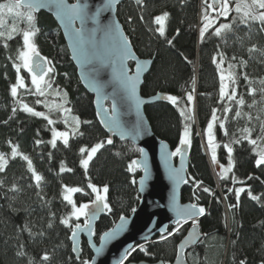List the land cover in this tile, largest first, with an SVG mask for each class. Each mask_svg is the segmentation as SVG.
<instances>
[{
  "label": "trees",
  "instance_id": "16d2710c",
  "mask_svg": "<svg viewBox=\"0 0 264 264\" xmlns=\"http://www.w3.org/2000/svg\"><path fill=\"white\" fill-rule=\"evenodd\" d=\"M146 4L147 7L140 10L133 0H124L118 5L116 13L136 56L139 59L153 60L150 72L144 78L141 96L147 98L157 94L162 96L170 94L178 97V104L174 107L171 103H155L145 107V116L154 135L174 151L179 146V137L186 123L179 115L178 109L188 107L187 94L190 92L193 94L187 174L202 181L203 186L211 188L214 192V196L199 193L198 203L206 210V214L198 221L203 238L194 248L187 251L186 261L188 264H239L240 260H245L246 264H264V166L261 168L255 166L256 157L251 151V146L244 141L233 145V171L229 179L220 180L213 170L207 139L203 134L211 117V109L221 108V105L217 104L219 76L216 65L212 63V57L217 54L218 47L226 57L222 68L227 69L228 61H231L233 56L237 58L236 61H232L233 63L239 60L247 61L245 68L236 69L240 77L237 91L244 95L246 105L251 104L253 99L257 101L252 109L245 106L243 111L251 112L253 117L259 115L261 120H264L262 111L264 99L259 92L255 97L249 96L248 85L243 79V74L247 73L249 79L256 81L252 85L254 88L262 87L258 81L264 78V31H260L259 24H252L250 28L239 24L234 25V30L227 34L226 42L207 34V38L201 43L199 39V29L202 26L201 0H184L183 4L180 0H146ZM165 11L170 14L166 21L165 35L168 39L174 38L172 45L167 44L158 33L150 30L158 27L152 24L153 17ZM141 15L144 17L143 21L140 20ZM129 17L132 18L131 23ZM5 19L7 30L11 27L9 21H12V18L6 16ZM222 22L225 21L220 19L216 23L218 25ZM36 26L39 32L34 38L35 44L41 55L53 61L56 69L53 87L68 93L70 103L66 107H71L72 115L80 118L82 122L80 131L83 135L71 138L67 148L60 142L56 149H52L47 143L37 147L36 140L46 142L51 138L48 129L52 126L47 125V121L31 117L19 110L11 120H8L12 115L11 109L15 106L9 88L16 77L9 57L14 59L18 54V49L22 46V35L15 34L13 39L7 41L0 37V153H4L6 157L10 155L9 141L19 145L20 151L30 156L35 169L44 178L41 185L44 200H41L31 174L27 172L26 162L19 157L9 159L5 172L0 173V180H3V187H0V264H29L30 260L32 264H80L82 260H91L92 254L86 241L82 240L79 254L76 255L68 239L69 230L59 223V220L71 211V206L62 198V185L81 187L84 190L73 195L77 204L88 202L92 198L91 190L87 188L89 182L98 187L104 185L109 187L107 198L113 212L102 213L96 222L94 239L98 242L99 236L112 228L120 215L129 217L132 209H136L139 204L137 180L140 173L137 170L135 173L127 171L128 164L139 157V151L131 143L113 139V144L105 143V146L95 154L87 173L80 167L79 161L82 157L79 149L90 148L95 143L106 141L108 136L96 118L93 98L85 92L77 78L76 69L70 60L58 26L52 17L43 12L37 15ZM26 27V23L19 21V29ZM211 31L212 29L209 33ZM5 42L7 48L3 46ZM253 44L260 51L250 56L247 49ZM22 75L28 81V74L22 71ZM23 98L24 102L35 110L46 112L41 104L36 103L37 97L24 94ZM217 115L222 118V111H218ZM233 115L234 111L229 113L225 126L229 135L234 133L238 137L240 135L238 129L250 125L246 117L234 120ZM51 118L59 120V114L56 113ZM5 120H8L7 124L3 123ZM83 121L91 123L85 124ZM252 123L256 125V131L253 132L255 138L260 131L259 121L253 120ZM60 127L59 125L58 128ZM60 129L64 130L62 127ZM214 135L219 145L216 149L218 163L224 164L228 156L223 144L227 142L228 137L219 128L218 122L214 128ZM61 161L73 171L58 174ZM233 173L238 181L244 183L233 184L231 180ZM249 176L253 179L249 180ZM133 179L136 180V184L131 182ZM13 183L17 185L19 191L8 190ZM230 187H245L246 191L241 193L239 206L227 211V206L237 203L234 192L227 191ZM248 190L253 195L260 196V201L251 200ZM223 194L227 196V204L223 203ZM181 201L193 202L191 184H185L182 188ZM50 222L51 228L48 227ZM26 225L35 235H29L28 231L23 230ZM186 228L187 225L168 241L145 244L150 254L145 255L137 250L129 257V262L161 261L164 264H172L177 245L184 237ZM168 230L171 231L172 227ZM41 232L44 233L42 236L39 235ZM18 251H23L24 255L18 256ZM45 252L50 256L48 262L41 261ZM77 256L80 260H77Z\"/></svg>",
  "mask_w": 264,
  "mask_h": 264
},
{
  "label": "snow or ice",
  "instance_id": "6c2138e0",
  "mask_svg": "<svg viewBox=\"0 0 264 264\" xmlns=\"http://www.w3.org/2000/svg\"><path fill=\"white\" fill-rule=\"evenodd\" d=\"M138 9L143 10L147 7L146 0H133ZM181 4L184 0H180ZM120 3V0H104L101 6L96 7L94 12L89 11V5L87 2H81L76 0L75 3H68V0H6V2H0V37L5 38V41L14 38L15 34L22 35V46L18 49V54L12 60L13 68L16 73L15 82L10 85V95L14 101V107L11 109L12 115L8 117L11 120L17 113V111L24 112L25 114L42 118L47 121V125L52 126L48 130L50 131L51 138L48 141L36 140L35 144L39 147L42 143H47L52 149H56L58 142L62 143L65 148L69 147V141L71 138H75L77 135L82 136L83 132L80 131L81 120L78 116L72 115V108L66 107L70 102L68 100V93L62 89L54 88L55 72L56 69L53 65V61L41 55L35 44L34 38L39 32V28L36 26L37 13L43 9L48 8L53 11L56 18L63 25L66 34L71 42L72 56L82 69V76L88 87L96 93L98 97V106L100 112L97 113L100 118V122L104 125L110 136L106 141L95 143L90 148L81 147L79 153L81 159L79 161L80 167L84 169L85 173L89 168L90 162L93 160L95 154L105 146L113 144L112 136H119L122 140L129 136L135 140L141 135L143 130V122L140 119V107L146 101L142 100L137 95V87L141 82L142 73L151 64V61H145L143 63L136 64V70L134 74H129L127 67L129 60H136L137 57L132 50V43L127 35H125L118 22L112 21L107 25L100 24V17L104 12H114L116 6ZM201 21L202 26L199 29V39L203 43L207 38V34L215 36L221 42H226V36L228 33L234 30V25L243 24L249 27L252 24H259L260 31H264V0H201ZM169 13L167 11L160 15H156L152 19V24L158 26L155 29H150L159 34L160 37L166 40L169 45L173 44V39H168L165 35L166 21L168 20ZM12 17L13 23L10 28H6L5 17ZM221 18L225 22L219 23L217 21ZM17 20L26 23L27 27L19 29L17 26ZM140 20L143 21L144 17L141 15ZM78 22V23H77ZM91 23L95 27L90 30L86 29V24ZM132 22V18L129 17V23ZM212 31L209 33V30ZM176 35H179L177 30ZM8 47L5 42L3 45ZM251 54L260 51L255 44L247 49ZM233 56L231 61H228L227 69L221 66L225 64L226 57L224 53L217 48V54L212 57V63L216 65L217 73L219 76V89L217 104L221 105L218 109L213 107L211 109V117L208 120L206 128L204 129V136L207 139V148L211 154V163L214 167L218 165L217 160V147L216 138L214 135V128L219 123V128L223 131L224 135L228 137L227 142L223 144L228 156L227 167L219 165V171L217 176L220 180L229 179V173H232L234 168L233 159V145L240 144L244 141L251 146V151L255 155L256 159L254 164L257 168L264 166V120H261L260 116H252L251 112H244L243 108L246 106L248 109H252L257 101L252 100L251 104L246 105V100L243 94L238 93V82L240 77L238 76L237 67L245 68L247 61L239 60ZM22 71L28 74L30 78V86L26 84V78L22 75ZM103 73L108 74V80L102 81L100 79ZM247 87V94L255 97L257 92L264 99V78H261L258 83L262 85L259 89L254 88L252 85L256 83L249 79L247 73L243 74ZM195 78H193V85ZM111 88V92L106 89ZM23 90V91H22ZM193 92L195 88L193 87ZM24 94L37 97L36 103L43 104L47 112L37 111L34 107L24 102ZM59 97L57 102L55 99L49 101L48 97ZM159 99L166 100L174 107L178 104V97L174 95L161 96L157 94ZM44 98V99H40ZM111 100L110 107H104L103 101ZM194 96L190 92L187 94L188 107L179 108V115L182 120L185 121L183 131L179 137V146L174 151H168L167 145H161V158L164 163V167L168 172V176L174 189L179 187L180 184L192 185V198L193 202L180 206L175 203V195L173 196L175 213V226L169 231L167 226L158 229V240L151 241L152 243H162L168 241L170 237H173L178 233L184 224L191 222V230L189 235L184 238L181 244L176 249V260L179 264L181 258L180 249L186 245H190L194 239L198 237L197 228L198 220L201 216L206 214V210L203 206H200L198 201L200 199L199 193L203 192L209 196H214V192L211 188L203 186V182L195 179V177L188 175L185 170L184 161L188 149L191 146V131L190 123L193 120V104ZM124 110V111H122ZM129 111H135L137 114V121L131 127L122 120V115ZM218 111H222L223 117L218 116ZM232 119L247 118L248 125L241 129H238L240 135L237 137L234 133L229 135L226 128V122L229 119V113H233ZM264 111V110H262ZM58 113L59 120L51 118L52 115ZM102 113V115H101ZM8 120L3 121L7 124ZM253 120L259 121V134L253 138V132L256 131V125H253ZM58 122H62L64 130H58L54 125ZM85 124H90L91 121H83ZM199 134V133H198ZM39 135V133H37ZM11 149L10 155L6 157L4 153H0V173H4L9 159H16L26 162L27 172L31 174V178L37 188V195L41 200H44L42 191L43 176L37 172L33 165V161L29 155L20 151L19 145L8 142ZM140 152L141 156L144 155L142 148L136 149ZM51 152L49 158H51ZM119 155V153H117ZM180 158V167L176 168L172 164L173 157ZM137 169L143 172V176L140 178L139 184L141 190L150 178V169L148 167L147 158L143 160H132L128 166L127 171L129 173H135ZM73 169L66 167L63 161L59 165V173H70ZM249 180L253 179L252 176L248 177ZM258 179V178H257ZM233 184L240 183L235 174L231 175ZM136 184V180L131 181ZM31 186V185H30ZM0 187H3V180H0ZM87 188L91 190V199L88 202L77 204L73 199V195L76 193H82L84 190L81 187H69L62 185V198L67 202V205L71 206V211L59 220V223L69 230V240L72 241V251L78 252V238L81 233L88 236V244L94 250L96 256H100L104 253L105 248L112 241L116 240L122 233H124L128 226V219L125 215L119 216V222L115 223L112 228L103 232L99 236V247L93 242V237L96 235L93 224L101 213L110 214L113 212L107 198L109 187L104 185L98 187L95 184L89 182ZM11 192L19 191L15 183L8 189ZM229 193L235 194L237 203L235 205H229V210L237 208L239 206L241 193L246 191L245 187L228 188ZM248 196L251 200L259 202L261 197L253 195L248 190ZM227 200V196L224 197ZM136 209L133 208L132 212ZM82 221V222H80ZM51 228V222L48 224ZM28 231L29 235H35L31 232L30 228L26 225L23 229ZM151 231V230H150ZM41 232L39 235H43ZM145 242H149V236H145ZM23 245H21V249ZM137 250L149 255L144 243L137 245H129L124 249L123 253L116 261V264H125V261ZM18 256H23V251L17 252ZM50 256L45 252L42 257V262H48ZM77 260L80 257L77 256ZM32 264V261H29ZM80 264H94V261L82 260ZM239 264H246L245 260H240Z\"/></svg>",
  "mask_w": 264,
  "mask_h": 264
},
{
  "label": "water",
  "instance_id": "95a60500",
  "mask_svg": "<svg viewBox=\"0 0 264 264\" xmlns=\"http://www.w3.org/2000/svg\"><path fill=\"white\" fill-rule=\"evenodd\" d=\"M124 0H120V3H122ZM76 0H72V2L68 3H75ZM81 2H87L89 5V11L94 12L96 7L101 6L104 3V0H81ZM119 3V4H120ZM118 4V5H119ZM114 12H104L100 17V24L101 25H107L112 21H116L119 23L116 13H117V7ZM40 12H43L54 20L56 25L58 26L64 42L66 44L70 60L76 69V75L77 78L85 90V92L90 95L93 98V108L95 111L96 118L99 122V125L103 132L110 136L111 133L107 131V129L104 127V125L100 122V118L98 117L97 113L100 112V108L98 106V97L95 92L91 90L90 87H88L87 83L83 79L82 76V69L80 68L77 61L72 56V50H71V42L68 38V35L65 32V29L61 22L56 18L53 11H50L48 8L41 9L36 15H38ZM78 23V22H77ZM121 26V24L119 23ZM86 29L90 30L91 28L95 27V25H92L90 22L86 24ZM122 28V26H121ZM123 30V28H122ZM133 50V48H132ZM134 52V50H133ZM136 55V54H135ZM137 57V56H136ZM145 61H151V64L148 66V68L142 73L141 82L138 84L137 87V95L144 101L140 107V119L143 122V130L141 132V135L138 136L135 140L132 139L131 136H129L126 139H121L118 135L112 136V139H116L119 142H128L133 144L138 149L142 148L144 151V155L141 156L139 152V157L136 160H143L145 157L147 158L148 167L150 169V178L144 185L143 189L141 190L139 181L140 178L143 176V172L140 169H137V171L140 173V177L137 180V190L140 197L139 204L136 208L135 212H132V214L127 217L128 219V226L124 233H122L116 240L112 241L110 244H108L105 248V251L102 255L96 256L94 250L89 246L88 244V236L84 233H81L78 238V252H76V255L79 254L80 251V245L82 240H85L87 243V246L90 249V252L92 254L91 260L94 261V264H116V261L119 259L121 254L123 253L124 249L127 248L129 245H137V244H147L153 241L156 237H159V231L158 229L164 226H167L168 229L170 227L175 226V213L173 211L174 207V201L173 196L175 195V203L183 206L189 203H182L181 201V190L185 186V184H180L179 187H176L174 189V185L169 179L168 172L166 168L164 167L163 160L161 158V145L165 144L167 145V150L171 151L170 147L167 143L159 140L154 133L152 132V129L150 127V124L145 116L144 109L147 106L153 105L155 103H169L166 100L159 99L157 95L144 98L141 96V87L144 82V78L148 75L150 72L153 60H144L139 59L137 57L136 60H129L128 61V69L129 74H134L136 70V64L143 63ZM132 65V67H130ZM108 74L103 73L100 77L102 81L108 80ZM106 91L111 92V88L106 89ZM162 96V95H161ZM112 101L107 100L103 101L104 107H106V104H108V107L111 106ZM124 111V110H122ZM102 115V113H101ZM122 120L127 124V126L131 127L134 125L137 121V114L135 111H129L126 114L122 115ZM180 158L177 156L176 158H172V164L174 167L179 168L180 167ZM185 170L187 173L189 161H188V154H186V158L184 161ZM101 214L97 218V220L93 224V229L95 227L96 222L99 220ZM201 216L199 220L202 218ZM119 220L116 222L118 223ZM190 224L189 228L187 229L184 237L179 242L177 247L181 244V242L184 240L185 237L189 235V232L191 230V222L187 223ZM151 230V231H150ZM198 237L193 240V242L190 245H186L185 247L180 249L181 252V258L179 264H188L186 261V253L189 249L194 248L203 238L200 228L198 226L197 228ZM149 236V242H145V236ZM93 242L96 244L97 247H99V241L96 242L94 237L92 238ZM71 244L72 241L70 240ZM125 264H164L163 262L159 261L156 263H148L145 261L141 262H129V258L127 261H125ZM172 264H178L176 260V256Z\"/></svg>",
  "mask_w": 264,
  "mask_h": 264
},
{
  "label": "rangeland",
  "instance_id": "374dc122",
  "mask_svg": "<svg viewBox=\"0 0 264 264\" xmlns=\"http://www.w3.org/2000/svg\"><path fill=\"white\" fill-rule=\"evenodd\" d=\"M12 18V17H11ZM13 19L14 18H12V21H9V26H11L12 25V23H13ZM221 19H223V18H221ZM19 25V20H17V26ZM26 84L27 85H29L30 86V78H28V81L26 80ZM42 99H44V98H42ZM56 100L57 102L59 101V97H55V98H53V97H48V100L49 101H53V100ZM42 106H43V108L45 109V107H44V105L43 104H41ZM191 107L193 108V105H191ZM46 110V112H47V109H45ZM187 123H190V122H187ZM59 125L62 127V128H64V125H63V123L62 122H58L57 124H56V128L58 129V130H61L60 128H58L59 127ZM61 131H63V130H61ZM227 164H228V157H227V160H226V163H224V164H222V165H224L225 167H227ZM219 165H221V164H219L218 163V165L216 166V167H214L213 166V170H214V172L217 174V172L219 171ZM228 175H230V173L228 174ZM226 196V194H223L222 195V199L223 200H225L224 199V197ZM102 214V213H101ZM199 221V220H198ZM80 222H82V221H80ZM186 225H187V228H186V231H187V229L189 228V226H190V224H184L183 225V227H186Z\"/></svg>",
  "mask_w": 264,
  "mask_h": 264
},
{
  "label": "built area",
  "instance_id": "2783aa9c",
  "mask_svg": "<svg viewBox=\"0 0 264 264\" xmlns=\"http://www.w3.org/2000/svg\"><path fill=\"white\" fill-rule=\"evenodd\" d=\"M225 202H226V204H227V200H223V203L225 204ZM227 211H229V206H227Z\"/></svg>",
  "mask_w": 264,
  "mask_h": 264
}]
</instances>
